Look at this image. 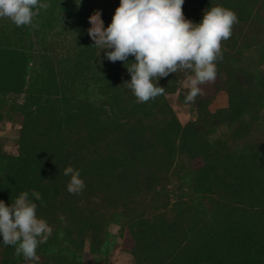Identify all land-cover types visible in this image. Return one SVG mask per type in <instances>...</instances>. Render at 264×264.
<instances>
[{
    "label": "rangeland",
    "instance_id": "obj_1",
    "mask_svg": "<svg viewBox=\"0 0 264 264\" xmlns=\"http://www.w3.org/2000/svg\"><path fill=\"white\" fill-rule=\"evenodd\" d=\"M108 1L114 3L115 10L120 4V0H41L49 7L41 9L37 16L38 37L33 28L29 30L36 42L34 54L26 57L20 53H0V200L11 204L21 192H29L32 198L31 192L38 191L42 199L35 201L37 216L44 218L52 228L47 241L37 248L38 259L35 260L17 256L15 248L5 246L0 236V264H166L164 261L159 263L149 253L135 250V239L124 212L144 198L160 197L153 194L158 191L165 196V201L157 205L161 206L159 210H164L166 197H169V204L173 206L168 204L165 208L170 209L167 216L174 218L177 226L182 225L174 202L191 183L189 175L186 177L188 170L180 168L181 162L186 161L184 155H178L173 167L168 166L165 170L160 167L159 175L152 180L144 179L142 171L136 177L130 176L131 191H126L129 196L117 194V189L111 191L115 197L113 207L104 218L100 204L107 183L98 182L89 175V171L94 170L90 157L86 156L82 144H73L78 138L73 132L94 125L91 110L86 106L88 96L90 100L105 99L111 95L110 88L116 87L112 99L117 103L131 107L133 104L147 106L153 101L137 103L124 83L131 78L125 66L134 62V57L130 56L125 64L111 62L104 51L92 47L94 41L88 35L89 17L100 10L107 27L115 13L114 8L107 14L104 12ZM216 5L236 13L238 22L233 26L234 34L244 43L241 49L246 64L254 72L262 69L264 0H184L182 7L186 19L199 23L204 12ZM22 37L11 20L0 18L1 45L18 46ZM90 45L96 66L92 69L77 67L73 62L75 54ZM73 71L78 72L73 85L78 109L72 114L68 106L53 101L59 99L57 96L41 90L54 83L68 84ZM190 75L188 71H178L160 78L157 83L164 87V93L158 100L169 104L182 125L190 123L209 138L231 134L236 123L223 116L229 106V76L222 70L216 73L214 81L200 86L202 92L195 102L187 103ZM255 76L246 81V102L253 103L259 92ZM48 99L50 102H46ZM246 108L244 119L256 111L264 121V105L256 108L250 104ZM140 111L141 108L137 113ZM148 162L151 163L149 158ZM68 166L80 170L85 182L80 194H71L67 190L71 177L65 176L64 170ZM154 169L157 170L158 165ZM146 181L151 182L150 187L146 186ZM261 191L264 197V185ZM256 192L253 189L254 196ZM200 201L207 208V199L200 197ZM260 209L264 248V203ZM207 211L203 209L198 216L210 219ZM175 242L179 247L184 243L181 237Z\"/></svg>",
    "mask_w": 264,
    "mask_h": 264
},
{
    "label": "trees",
    "instance_id": "obj_2",
    "mask_svg": "<svg viewBox=\"0 0 264 264\" xmlns=\"http://www.w3.org/2000/svg\"><path fill=\"white\" fill-rule=\"evenodd\" d=\"M113 8L114 3L108 1L103 10L107 14ZM36 22L37 17L33 21L35 27H17L13 23L24 36L22 42L18 46L0 44V53H20L26 57L34 54L36 42L29 30L33 28L38 37ZM243 45L235 37L233 27L231 37L222 41V59L217 61V73L222 70L228 75L230 70L231 74L228 75L229 106L223 114L227 121L236 123L231 134L209 138L190 123L182 125L169 104L158 100L160 95L147 106L133 104L128 107L117 103L112 99L116 87L110 88L111 95L105 99L87 97L86 106L91 110L94 125L73 132L78 136L73 144H82L93 165L94 170L89 171V175L98 182L107 183L100 204L104 218L113 207L115 197L111 191L117 189V194L129 196L126 191H129L130 176L136 177L142 171L147 175L144 179L152 180L159 175L160 167L164 170L173 167L178 155H184L186 161L181 162L180 168L188 170L186 177L189 175L191 183L174 202L182 225L177 226L174 218L167 216L170 209L165 208L171 203L169 197H166L164 210H159L161 206L157 205L165 201V196L158 191L153 194L161 198H144L124 212L135 239V250L149 253L159 263L264 264L260 224V208L264 203L261 191L264 185V121L256 111L247 119L243 118L246 106L264 105V64L259 71H251L243 56ZM92 47L75 54L73 62L77 67L92 69L96 66ZM77 71L69 74L68 84L54 83L41 90L57 96L59 99L53 101L68 106L72 114L78 109L73 90ZM254 74L260 88L255 101L250 103L245 100L246 81L252 80ZM140 108L142 111L138 114ZM156 165L157 170L154 169ZM84 168L87 177L88 171ZM146 186L150 187L151 182L146 181ZM253 189L257 190L256 196ZM200 197L207 199V208ZM202 208L208 210L210 219L198 216ZM180 237L184 243L179 247L175 240Z\"/></svg>",
    "mask_w": 264,
    "mask_h": 264
},
{
    "label": "clouds",
    "instance_id": "obj_3",
    "mask_svg": "<svg viewBox=\"0 0 264 264\" xmlns=\"http://www.w3.org/2000/svg\"><path fill=\"white\" fill-rule=\"evenodd\" d=\"M184 0H120L111 23L105 27L101 11L90 17L88 35L93 46L104 51L111 62L124 64L131 74L124 82L137 103H147L164 93L158 80L178 71H188L187 103H194L201 94V85L216 78L217 61L222 59V41L231 37L238 22L236 13L224 6H211L199 23L186 19ZM49 4L41 0H0V18L11 20L17 27H35L34 18ZM67 190L80 194L85 188L80 170L68 166ZM21 192L5 204L0 200V236L5 246H13L17 256L38 259L37 248L51 235L48 222L37 216L38 191ZM63 219V217H61Z\"/></svg>",
    "mask_w": 264,
    "mask_h": 264
}]
</instances>
